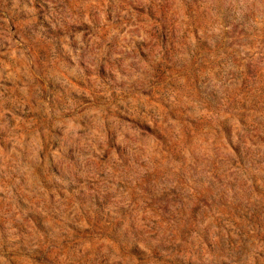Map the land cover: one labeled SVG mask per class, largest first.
<instances>
[{
  "label": "rangeland",
  "instance_id": "rangeland-1",
  "mask_svg": "<svg viewBox=\"0 0 264 264\" xmlns=\"http://www.w3.org/2000/svg\"><path fill=\"white\" fill-rule=\"evenodd\" d=\"M0 264H264V0H0Z\"/></svg>",
  "mask_w": 264,
  "mask_h": 264
}]
</instances>
